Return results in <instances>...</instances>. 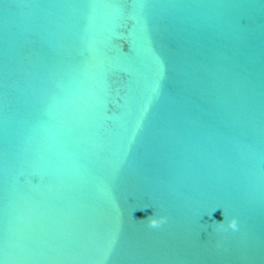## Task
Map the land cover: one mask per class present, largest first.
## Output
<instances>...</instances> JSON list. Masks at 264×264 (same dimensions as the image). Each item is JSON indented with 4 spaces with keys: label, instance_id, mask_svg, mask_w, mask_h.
I'll use <instances>...</instances> for the list:
<instances>
[{
    "label": "water",
    "instance_id": "water-1",
    "mask_svg": "<svg viewBox=\"0 0 264 264\" xmlns=\"http://www.w3.org/2000/svg\"><path fill=\"white\" fill-rule=\"evenodd\" d=\"M0 264H264V0H0Z\"/></svg>",
    "mask_w": 264,
    "mask_h": 264
},
{
    "label": "snow or ice",
    "instance_id": "snow-or-ice-1",
    "mask_svg": "<svg viewBox=\"0 0 264 264\" xmlns=\"http://www.w3.org/2000/svg\"><path fill=\"white\" fill-rule=\"evenodd\" d=\"M136 7L143 9L144 7H146V5L141 3V4L136 5Z\"/></svg>",
    "mask_w": 264,
    "mask_h": 264
}]
</instances>
